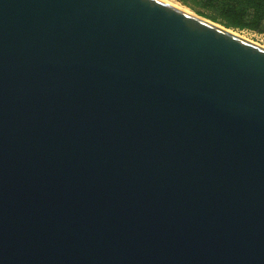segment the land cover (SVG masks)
Returning a JSON list of instances; mask_svg holds the SVG:
<instances>
[{
  "label": "water",
  "instance_id": "95a60500",
  "mask_svg": "<svg viewBox=\"0 0 264 264\" xmlns=\"http://www.w3.org/2000/svg\"><path fill=\"white\" fill-rule=\"evenodd\" d=\"M213 22L0 0V264H264V48Z\"/></svg>",
  "mask_w": 264,
  "mask_h": 264
},
{
  "label": "trees",
  "instance_id": "16d2710c",
  "mask_svg": "<svg viewBox=\"0 0 264 264\" xmlns=\"http://www.w3.org/2000/svg\"><path fill=\"white\" fill-rule=\"evenodd\" d=\"M189 6L190 0H179ZM197 15L234 30L264 31V0H191Z\"/></svg>",
  "mask_w": 264,
  "mask_h": 264
},
{
  "label": "rangeland",
  "instance_id": "374dc122",
  "mask_svg": "<svg viewBox=\"0 0 264 264\" xmlns=\"http://www.w3.org/2000/svg\"><path fill=\"white\" fill-rule=\"evenodd\" d=\"M190 5L193 7L198 8V6L192 2L191 0L189 1ZM181 5L186 6L187 8H189L191 11H193L194 13H196L191 6H187L184 5L180 2ZM197 14V13H196ZM234 30V29H233ZM236 32H239L241 35H244L246 38L250 39L251 41H255L257 44H260L264 47V31L263 32H256V31H250V30H235Z\"/></svg>",
  "mask_w": 264,
  "mask_h": 264
},
{
  "label": "bare ground",
  "instance_id": "6f19581e",
  "mask_svg": "<svg viewBox=\"0 0 264 264\" xmlns=\"http://www.w3.org/2000/svg\"><path fill=\"white\" fill-rule=\"evenodd\" d=\"M161 1H164V2H166V3H168V4H170V5H172V6L176 7V8H178V9H181V10L185 11V12H188L189 14H192V15H196V16H197L196 13H194L193 11H191V10H190L189 8H187L186 6L181 5L180 2H178V1H176V0H161ZM213 23H214V22H213ZM215 24H217V25H221V24L216 23V22H215ZM227 29H228L230 32H233L234 34L239 35L241 38H243V39H245V40H247V41H250V42H252V43H254V44H256V45H259V46L263 47L262 45L257 44L255 41L253 42V41H251L250 39L246 38L244 35H241L239 32H236L235 30H233V29H231V28H227ZM263 48H264V47H263Z\"/></svg>",
  "mask_w": 264,
  "mask_h": 264
}]
</instances>
